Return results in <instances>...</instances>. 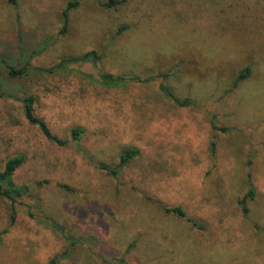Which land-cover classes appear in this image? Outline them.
<instances>
[{
	"label": "rangeland",
	"instance_id": "374dc122",
	"mask_svg": "<svg viewBox=\"0 0 264 264\" xmlns=\"http://www.w3.org/2000/svg\"><path fill=\"white\" fill-rule=\"evenodd\" d=\"M68 1L0 0V88L34 96L35 115L67 140H47L0 99V168L23 153L15 180L30 186L15 202L0 195V264H49L67 249L58 264H264V0H124L115 9L78 0L66 32L30 65L93 49L99 62L80 70L155 79L109 89L77 72L31 73L5 87L7 65L58 32ZM161 84L192 104L178 106ZM75 126L84 130L77 144ZM126 147L138 155L118 179L78 152L112 164ZM250 187L244 216L238 200ZM162 206H181L201 227Z\"/></svg>",
	"mask_w": 264,
	"mask_h": 264
},
{
	"label": "trees",
	"instance_id": "16d2710c",
	"mask_svg": "<svg viewBox=\"0 0 264 264\" xmlns=\"http://www.w3.org/2000/svg\"><path fill=\"white\" fill-rule=\"evenodd\" d=\"M7 2L11 5H15L18 0H7ZM124 0H105L100 3V6L105 9H115L118 6L122 5ZM78 5V0H69L64 10L62 11V26L58 30V32L54 35H47L41 39V41L35 45L33 48L26 49L24 51L26 58L23 60V63L19 67H15L13 65H7L4 78L9 80V83L5 85V87H12L15 84L16 79H20L22 76L30 75L31 73L45 76V75H56L59 73H71L77 72L82 77L87 80H91L94 83L99 84L104 88L109 89H119L127 86L130 83H147L155 79L156 76H127L124 74H113L108 72H100L97 76H93L90 72H84L79 69V66L82 64L92 63L93 65H97L101 56L100 54L93 49H88L85 52L80 54H66L62 55L58 58L57 61L52 63L47 67H32L30 65V60L32 57L39 55L42 53L48 46L52 45L56 41V37L59 35H63L66 32L67 24H68V12ZM6 59L4 56L0 54V64L5 63ZM248 75V67L245 70H242L237 77L235 78L233 85H236L238 81L244 79ZM162 77H167V74H162ZM13 83V84H10ZM161 93L172 100L174 103L178 104V106H188L191 105L192 102L189 98H179L176 96L171 89L166 85H159ZM9 99L11 102H16L22 112V116L26 123L30 126L37 127L41 134L49 141L55 143L59 146H64L67 144V140L61 139L51 133L46 123L39 117H37L34 113L33 103L35 102L34 96L28 94V92L23 93L21 97H17L13 95L6 89L0 88V99ZM9 123V122H8ZM10 124V123H9ZM83 128L81 126H75L71 129V140L76 144L81 139L83 134ZM214 146V142L212 141V147ZM79 153L82 154L85 159L91 161L94 164L95 168L101 170L104 173H107L112 178L118 179L119 172L125 167L130 160L138 155V150L136 147H126L124 148L118 158L116 163L108 164L104 162H93L88 157L84 156L85 153L83 150H78ZM25 161V157L22 154L18 153L12 157H9L3 161V164L0 168V195L6 197L12 202L17 201L20 198H23L30 192V186L27 183H19L15 180V173L19 170L22 164ZM64 188H68V186H61ZM254 194L253 188L250 187L245 195H243L238 200V205L240 210L244 216L247 214V200L252 198ZM162 209L165 213H172L179 218L187 219L193 226L201 227L197 221L187 216L185 210L181 206H162ZM46 225L55 229L56 231H61L62 227L58 225L56 222L51 220L44 221ZM67 241H70L69 244H73L74 238L69 237L66 238ZM68 253V249L62 252L59 255L54 256L50 259L49 264H58L61 258L66 257Z\"/></svg>",
	"mask_w": 264,
	"mask_h": 264
}]
</instances>
